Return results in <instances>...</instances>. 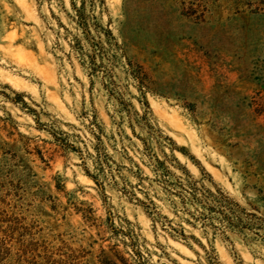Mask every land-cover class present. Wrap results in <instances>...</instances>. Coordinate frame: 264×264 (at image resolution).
Listing matches in <instances>:
<instances>
[{
	"label": "rangeland",
	"instance_id": "obj_1",
	"mask_svg": "<svg viewBox=\"0 0 264 264\" xmlns=\"http://www.w3.org/2000/svg\"><path fill=\"white\" fill-rule=\"evenodd\" d=\"M0 264H264V0H0Z\"/></svg>",
	"mask_w": 264,
	"mask_h": 264
},
{
	"label": "trees",
	"instance_id": "obj_2",
	"mask_svg": "<svg viewBox=\"0 0 264 264\" xmlns=\"http://www.w3.org/2000/svg\"><path fill=\"white\" fill-rule=\"evenodd\" d=\"M108 33H111V31L109 30ZM179 184L181 188L179 191L182 192V194L184 193V191L188 192V194L184 193V199L198 200V201L203 202L205 205H208L207 206L208 208H212V206L209 205V202L211 201L210 197L216 196V195L210 188L206 189L204 185L199 186L196 184L195 181H192V180H187L186 182L180 181ZM222 196L224 197V199H229V197L223 193H222ZM197 211H198L197 212L198 214H195V215H197L198 217L199 216L200 217H210V215L204 209L197 208Z\"/></svg>",
	"mask_w": 264,
	"mask_h": 264
}]
</instances>
